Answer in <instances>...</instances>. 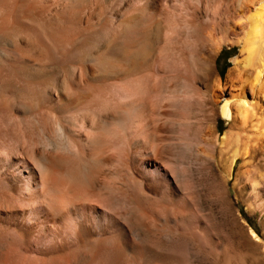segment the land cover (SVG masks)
Listing matches in <instances>:
<instances>
[{
    "label": "bare ground",
    "instance_id": "obj_1",
    "mask_svg": "<svg viewBox=\"0 0 264 264\" xmlns=\"http://www.w3.org/2000/svg\"><path fill=\"white\" fill-rule=\"evenodd\" d=\"M103 26L115 30L113 40L84 36L88 27ZM159 30L164 40L153 43ZM137 34L142 40L133 43ZM227 44L240 54L214 87L208 58ZM160 51L161 78L154 70ZM156 93L164 116L152 110ZM218 118L229 124L225 134ZM162 120L169 134L164 157L173 159L183 141L194 143L201 166L208 172L219 166L227 185L242 160L244 189L264 201V0H0V264H42L38 241L9 231L6 216L25 198L51 211L70 205L73 184L85 185L88 200L102 193L105 205L140 210L137 228L125 222L108 235L101 225L78 221L75 264H190L174 251L153 252L147 239L194 215L176 163L164 195L150 193L148 167L152 146L163 141ZM137 161L144 166L140 178ZM169 210L183 219L169 224ZM197 229L210 251H226L205 225Z\"/></svg>",
    "mask_w": 264,
    "mask_h": 264
},
{
    "label": "rangeland",
    "instance_id": "obj_2",
    "mask_svg": "<svg viewBox=\"0 0 264 264\" xmlns=\"http://www.w3.org/2000/svg\"><path fill=\"white\" fill-rule=\"evenodd\" d=\"M152 16L153 15H149L148 17L151 19ZM104 29V26L103 28L99 27V29L97 27L94 29L88 27L84 31V36H86L87 39H98V43H106L107 41L113 40V37L116 35L114 32L115 30L104 32ZM140 31H142L141 33H144V29H141ZM139 35L140 34H137L133 38V43H138L142 40V35H140L141 38ZM152 35V38H155L156 35V38L152 39L153 43H156V41L159 40V37L164 40V30L153 31ZM137 37L139 39H137ZM75 40L76 36L73 35L71 43H75ZM163 53V51L162 53L161 51L158 52L156 54L157 56L155 55L157 58H154V62H156L154 64V70L159 78L164 75ZM239 54L240 47L230 44L222 46V48L213 52L212 56L208 58L209 64L207 65H209V67H206L210 71V81L212 80V86L215 87L218 83L221 85L226 81L230 70L233 68L232 61ZM155 59L157 61H155ZM157 94L158 93L154 94L152 110L153 108V112L161 110L160 113L162 112L161 114L164 116V103L162 104V108L158 107L157 104L160 97ZM162 119L164 120V117ZM217 122L219 123V134H225L229 129L228 122L219 118ZM160 125L163 126V130H161L159 137L161 136L163 141H158L154 143V147L152 146V148L155 149L153 151L155 153L157 152V154L154 153L153 159L149 162L148 167L149 177H151L150 193L154 198H157L162 194L164 195L167 184L173 180L171 171H181L184 175L182 186L185 189L187 188V192H189L190 197L188 198V201H190L189 203L192 202L191 204L194 215L192 216L189 214L187 221H185V224L187 223L188 226H186L187 224L182 225L180 222L179 225L177 224L176 226L177 229L176 227L172 229L173 232H171V229L169 230V228L164 227L163 235L160 234V232L153 234L149 233L147 239L149 241L148 244L150 249L153 252H163L164 256L166 254L167 256H170V252L174 251L172 254L175 255H171L174 256L176 260H185V262L190 264H264V201L262 202L254 199L251 197L252 195H249L248 193L250 190L244 189L243 161L238 160L234 168V177L227 185L223 172L219 166H215L212 172H208L201 166L198 156H196L198 146H195L194 143L190 145L191 142L188 144V141H183L185 145H180L182 143V141H180L179 149L177 148L178 152L177 149L175 152L177 154L173 153L175 155L170 158H174L169 160L167 157H164L166 154L164 155L163 151V147L166 145V143L164 144V137H167L165 135L168 133L164 134V121L163 124L161 122ZM184 147L185 149L187 148L188 151L184 150ZM180 150L184 153L186 151V154L184 155ZM177 159L178 161L176 162ZM166 160H169L168 163L172 161L170 165H168L169 169L166 165L165 168H167L164 169V161ZM180 161L181 164H179ZM152 163L157 164V167L155 165L152 166ZM174 165L178 167L176 168ZM172 166L174 167L172 168ZM136 167V176L140 178L144 167L142 161H137ZM171 168L176 169L170 171ZM52 175H54V172L50 171V176ZM238 178L242 180H239ZM105 181L111 185L110 180L106 179ZM72 186H70V192L68 194L70 198L74 191L77 190V192L72 196V198H75L76 200L74 199L73 203L70 205H54V210L51 211L46 209L43 205H40L39 201L35 199L28 201V199L25 198L23 201L26 205L23 203L22 205H16V208H14L15 210L13 209L12 212L9 211L6 216V224L9 231L13 232L12 230H16L14 232H19L20 234L25 235L26 239L38 241L37 243L40 248L39 257L42 264H75L76 260L73 256L71 257V252L77 247V241L75 238L76 230L74 226L78 221L85 220L101 225V227L103 226L102 228L99 226L101 228L100 234L102 235H108L116 225L121 223L124 224L125 222L127 226L128 222L131 223H129L128 227L130 230L137 228L138 221L136 220V217L140 214V210L137 209L136 206L105 205L103 200L107 199L108 195L102 193L97 194L91 200H88L87 196H85V185L73 184ZM79 189L82 192L78 191ZM78 192L80 194H78ZM77 195L79 197L83 196L82 199H77L79 198ZM95 197L97 198L96 201H98L97 204L94 203ZM79 202H81V204ZM29 203L32 204L30 205ZM148 211L150 212V208ZM171 213H174L175 215H171ZM171 213L170 210L169 213L167 211L168 219H165L169 224L175 223L174 221L178 223L179 220L184 217L178 211L172 210ZM173 215L176 217H173ZM125 217H128L129 219ZM146 222V225L149 226L155 223L152 219H147ZM201 224L205 225L214 233L216 240L220 241L218 242L222 244V248L224 250L226 249V251L215 253L209 250V247L204 240L205 238H201L203 235H201L202 233L197 229V226H200ZM190 230L192 233L189 232ZM251 230L259 236V239H256L252 235ZM197 231L199 232V235L196 233ZM192 234L193 236H191ZM194 235L200 237H195ZM199 239H202L201 242ZM136 242L137 243L134 245V253L139 252L141 246L139 241ZM162 242H164V247L161 246ZM217 254L219 255L217 256ZM55 255L63 256L62 260H60L61 262H54L53 257ZM154 264L160 263L156 262Z\"/></svg>",
    "mask_w": 264,
    "mask_h": 264
}]
</instances>
